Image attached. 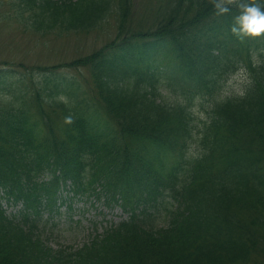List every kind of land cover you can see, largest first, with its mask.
Wrapping results in <instances>:
<instances>
[{"label": "clouds", "instance_id": "obj_1", "mask_svg": "<svg viewBox=\"0 0 264 264\" xmlns=\"http://www.w3.org/2000/svg\"><path fill=\"white\" fill-rule=\"evenodd\" d=\"M215 7L219 13H226L229 8L224 6L222 0H216ZM240 7L243 11L236 17L237 23L232 26V31L242 35L259 36L264 33V0L256 3H242ZM64 99V97H61ZM67 122L71 123L73 117H66Z\"/></svg>", "mask_w": 264, "mask_h": 264}, {"label": "trees", "instance_id": "obj_2", "mask_svg": "<svg viewBox=\"0 0 264 264\" xmlns=\"http://www.w3.org/2000/svg\"><path fill=\"white\" fill-rule=\"evenodd\" d=\"M248 255H249L248 250H242L239 254H236L229 259H225V258L220 257L219 262H220V264H228V262L232 261V260L246 259L248 257ZM122 264H124V263H122ZM154 264H158V263H154ZM169 264H191V263L184 262L181 257H177V258H175V260H173Z\"/></svg>", "mask_w": 264, "mask_h": 264}, {"label": "rangeland", "instance_id": "obj_3", "mask_svg": "<svg viewBox=\"0 0 264 264\" xmlns=\"http://www.w3.org/2000/svg\"><path fill=\"white\" fill-rule=\"evenodd\" d=\"M93 36L82 37V42L84 43L85 48L93 43Z\"/></svg>", "mask_w": 264, "mask_h": 264}]
</instances>
